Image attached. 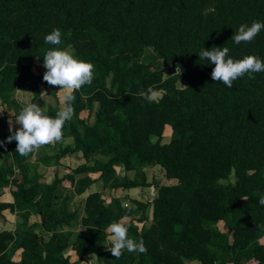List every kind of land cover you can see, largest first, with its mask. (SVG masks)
<instances>
[{"label":"trees","instance_id":"trees-1","mask_svg":"<svg viewBox=\"0 0 264 264\" xmlns=\"http://www.w3.org/2000/svg\"><path fill=\"white\" fill-rule=\"evenodd\" d=\"M213 2H219L225 18L219 27L202 30L203 10ZM254 21L264 23V0H0V99L14 106L10 98L16 87L30 81L49 85L43 80L47 69L36 75L35 63L44 65L48 50L73 46L77 59L94 66V77L90 85L73 93L74 114L62 129L64 137L74 140L70 152H82L87 160L103 156L105 160L96 161L89 171L100 172L107 182L118 165L128 169L162 166L167 177L178 182L159 188L154 211L161 233L173 240L176 249L200 264H224L199 236L197 216L204 214L227 221L234 233L233 244L227 236L215 238L220 245L219 238H225L228 255L249 248L251 256L264 264V247L256 243L255 235L264 230V205L255 202L253 193L263 188L258 177L264 170V72L253 73L254 79L245 74L228 88L212 80L215 65L198 56L203 48L211 50L212 36L220 34L222 47L229 48L226 58L254 55L264 61V29L251 42L232 41L241 25ZM56 28L62 33L61 44H46V35ZM164 61H176L182 73L164 78L162 70H151ZM149 86L163 90L159 102L137 95ZM84 100L101 103L93 126L80 117ZM58 110L49 108L46 114L54 118ZM167 126L175 133L171 145L163 144ZM9 136L0 131V160ZM11 143L23 175L14 193L20 209L40 215L47 229L70 222L71 215L53 209L62 196V181L43 187L38 179H29L27 159L32 153L21 156L17 142ZM233 170L240 176L238 184L220 185ZM7 176L0 170V188L8 185ZM138 186L135 181L113 183L114 188ZM247 190L253 191L246 193L251 195L248 212L238 195ZM8 206L0 202V214ZM88 206L91 237L71 245L79 258L88 252L99 254L107 227L125 217L121 205L108 207L98 195L89 198ZM242 212L248 214L243 219ZM125 224L129 238L142 239L147 253L125 250L117 259L106 252L102 258L107 264H178L163 253L153 231L139 230L133 222ZM4 242L0 238V253L6 248ZM22 245L30 250L28 256L35 264H80L63 257L70 246L63 239L48 242L45 257L34 237ZM229 260L235 261L234 257ZM0 264L15 263L0 258Z\"/></svg>","mask_w":264,"mask_h":264},{"label":"rangeland","instance_id":"rangeland-1","mask_svg":"<svg viewBox=\"0 0 264 264\" xmlns=\"http://www.w3.org/2000/svg\"><path fill=\"white\" fill-rule=\"evenodd\" d=\"M203 15L204 26L202 25V30H205L210 25L219 27L225 18L221 12L219 2H213L205 7ZM221 43L220 34L212 36L210 47L222 48ZM70 48L76 57L74 47L70 46ZM148 52L154 53L152 48H149ZM35 65L34 73L36 75H40L45 71L42 63L36 62ZM176 67V74H181L182 70L178 63ZM158 69L165 74L164 62H158L151 67L153 71ZM167 76L165 74L164 78H167ZM35 83L30 81L25 86L16 87L13 90L10 100L15 103L14 106H9L0 99L1 132H7L9 135L13 134L9 130L10 120L13 121L11 127L14 130H19L21 126L15 123V119L25 100L36 103L41 108L46 107V110L49 108L60 109V96L57 93L60 89L57 86L46 85L39 81H35ZM108 86H110V79L108 80ZM17 89L32 94H18ZM45 92L47 94L42 95ZM84 103L85 108L80 113V117L93 126L97 121L101 103L97 100L92 102L84 100ZM174 136L175 133L172 126H167L163 136V144L171 145L174 142ZM151 139L153 142L157 141V137H152ZM74 146L73 138L62 136L61 141L42 146L31 154L30 159H27V176L29 179H38L39 184L43 185V187L53 185L57 180L62 181V196L55 202L53 209L61 215H71L72 218L68 223L60 224V226L53 229H47L43 226V219L40 215L21 210L18 206L14 193L18 189L17 182L23 179V175L13 156V144L7 142L3 145L4 150L0 160V170L8 175V185L0 188V202L9 206L0 214V238H4L6 246L5 250L0 253V258L15 264H35L28 256L30 250L23 246L22 243L34 237L42 245L43 256L45 257L46 244L53 238H59L68 241L70 244L63 251V257L69 259L70 262L80 261V264H90V258L95 254V257L92 258V264H107L108 262L102 258L104 253L109 252L107 248L110 247V242L107 240L109 235L107 232L104 242L98 246V253L101 257L99 254L88 252L82 258H79L71 246L79 238L91 237L90 228L86 224V219H88L89 215L88 201L92 195H98L108 207L122 206L125 216L128 217L125 223L133 222L139 230L153 231V234L156 235V243L163 253L167 254V257L173 259L174 262L178 264H200V262L187 255L184 251L176 249L174 242L170 241V236L169 240L164 237L155 215L154 202L158 197L159 188L164 185L175 186L178 182L177 180L169 179L166 170L162 166L128 169L123 165H118L115 167L114 177L110 179V182H107L103 180L100 172L89 171L90 168L95 166L96 161H102L105 158L97 156L87 160L82 152H70V148H74ZM254 173L252 171L247 174L251 175ZM258 178L263 187L262 190L257 192L247 190L238 193L239 201L246 211L251 204V195L248 194L247 196V192L255 193L256 203L259 201V196L264 195V170ZM239 180V174L233 170L228 179H221L219 183L222 186H235ZM127 181H135L139 186L134 188L113 187L114 182L123 183ZM244 197H247V201L242 199ZM136 203H142L146 207H139ZM246 215H248L246 212H242L239 217L243 219ZM197 226L202 242L216 252V257L220 263L261 264L262 260L252 257L249 248L240 249L236 253L228 255L224 250L225 245H223L225 238H219L222 242L220 245L215 235L227 236L230 244L234 242V233L230 231L226 220L211 219L204 214H200V216H197ZM255 235L256 243L264 247V230L262 232L256 231ZM231 257H234V263H229Z\"/></svg>","mask_w":264,"mask_h":264},{"label":"clouds","instance_id":"clouds-1","mask_svg":"<svg viewBox=\"0 0 264 264\" xmlns=\"http://www.w3.org/2000/svg\"><path fill=\"white\" fill-rule=\"evenodd\" d=\"M264 29V23L254 21L250 26L241 25L232 37V41L239 45L241 42H251ZM62 33L56 28L45 37V43L51 45L61 44ZM229 54V48L213 47L211 50L203 48L198 54L199 60H207L215 65L211 77L213 81L221 82L223 85L231 88L233 81L245 74L254 79L253 73L264 72V61L254 55L245 56L242 59L235 60L226 58ZM44 67L47 69L43 80L51 85L57 86L60 90L57 92L60 96V109L56 116L50 117L46 114V107L41 108L36 103L24 101L23 106L15 119V123L20 125L19 130H14L9 121L10 132L13 134L8 137L7 142H17L16 152L21 156H28L42 146L59 142L63 136L64 124L71 120L74 114L72 101L73 93L84 85H90L94 77V66L81 59H77L71 48L48 50L43 58ZM181 83V82H180ZM182 85V84H181ZM183 86V85H182ZM163 90H156L154 86H149L147 90H140L137 95L148 102H159L162 98ZM18 94H32L17 89ZM47 94L46 92L42 95ZM247 201V197L242 198ZM259 203L264 205V195L259 196ZM127 216L119 222H112L106 229L109 234L107 240L110 247L107 248L112 256L117 259L127 250L129 253L146 254L147 248L144 241H135L128 236V227L125 221ZM90 264H92V258Z\"/></svg>","mask_w":264,"mask_h":264},{"label":"water","instance_id":"water-1","mask_svg":"<svg viewBox=\"0 0 264 264\" xmlns=\"http://www.w3.org/2000/svg\"><path fill=\"white\" fill-rule=\"evenodd\" d=\"M177 62L174 61L171 64L168 63V61H164V72L168 76H173L177 73Z\"/></svg>","mask_w":264,"mask_h":264},{"label":"crops","instance_id":"crops-1","mask_svg":"<svg viewBox=\"0 0 264 264\" xmlns=\"http://www.w3.org/2000/svg\"><path fill=\"white\" fill-rule=\"evenodd\" d=\"M64 159V158H63Z\"/></svg>","mask_w":264,"mask_h":264}]
</instances>
